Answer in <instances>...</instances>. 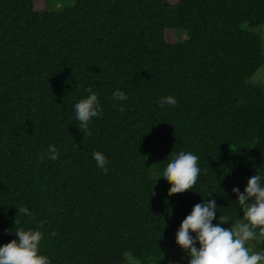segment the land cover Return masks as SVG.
I'll return each instance as SVG.
<instances>
[{"label": "trees", "instance_id": "1", "mask_svg": "<svg viewBox=\"0 0 264 264\" xmlns=\"http://www.w3.org/2000/svg\"><path fill=\"white\" fill-rule=\"evenodd\" d=\"M41 1L0 0V246L23 228L43 233L51 264H171L197 203L216 200L214 224L243 218L233 188L254 174L264 184V89L252 80L264 0ZM89 87L103 110L90 136L74 107ZM118 89L129 99H113ZM167 96L175 107L160 105ZM181 151L199 157L200 176L169 196L162 173Z\"/></svg>", "mask_w": 264, "mask_h": 264}, {"label": "clouds", "instance_id": "2", "mask_svg": "<svg viewBox=\"0 0 264 264\" xmlns=\"http://www.w3.org/2000/svg\"><path fill=\"white\" fill-rule=\"evenodd\" d=\"M86 92L90 95L81 99L74 107L79 121L78 127L85 135L90 136L89 124L93 117L102 115L103 110L97 93L91 87L87 88ZM112 96L115 100L129 99L119 89L113 92ZM159 103L161 106L175 107L177 100L173 96H167L160 98ZM119 111L123 112L124 108L121 106ZM58 157L59 152L55 145H49L47 158L56 160ZM93 158L98 168L107 174L106 156L97 151L93 153ZM40 159H44L43 154ZM198 163L199 157L191 152L181 151L173 157L162 173V177L171 185L169 196L191 191L200 176L201 169ZM206 172L207 170L205 174ZM261 181V175L254 174L248 180L243 193L238 187L233 188V192L238 196L237 201L243 218L232 222L229 228L221 226L228 222L223 217H219V224L213 223L218 208L214 198L194 205L176 233L177 245L190 256L189 264H264V251H254L250 247L251 241H264V184ZM19 215L31 213L26 207H20ZM15 234L17 239L0 246V264H51L46 256L39 254L40 244L44 238L41 231L18 228ZM197 243L199 247L196 246Z\"/></svg>", "mask_w": 264, "mask_h": 264}, {"label": "rangeland", "instance_id": "3", "mask_svg": "<svg viewBox=\"0 0 264 264\" xmlns=\"http://www.w3.org/2000/svg\"><path fill=\"white\" fill-rule=\"evenodd\" d=\"M176 2L177 0H172ZM41 8H47L49 10H58L61 8H69L73 7L75 4V0H42L40 2ZM258 32L262 36V43H263V51H264V24L260 26L258 29ZM166 38L169 42H177L181 41L184 42L187 39V34L180 30L178 33L175 32L174 30H168L166 32ZM252 80L261 85L264 89V65L257 71V73L253 76ZM220 222H218L219 224ZM222 227L229 228L230 224L229 223H223L221 224ZM169 257L172 261L171 264H189L190 261V256H188L184 250H177V251H172L169 253ZM138 261L131 257L130 255H127V261L126 264H137ZM156 264V263H152Z\"/></svg>", "mask_w": 264, "mask_h": 264}]
</instances>
